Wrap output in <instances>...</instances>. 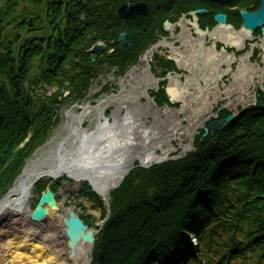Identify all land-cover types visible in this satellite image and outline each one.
Instances as JSON below:
<instances>
[{"label":"trees","instance_id":"obj_1","mask_svg":"<svg viewBox=\"0 0 264 264\" xmlns=\"http://www.w3.org/2000/svg\"><path fill=\"white\" fill-rule=\"evenodd\" d=\"M126 1L2 0L0 200L57 128L63 104L85 100L96 78L82 70L92 62L86 51L99 40L94 34L104 28L108 10ZM46 88L55 91L48 95ZM229 115L222 111L216 120ZM203 135L193 152L136 168L111 193V216L96 239L92 264H264L263 94L226 127ZM52 182H42L36 196ZM78 198L106 218L87 184ZM80 218L94 227L92 217Z\"/></svg>","mask_w":264,"mask_h":264},{"label":"bare ground","instance_id":"obj_2","mask_svg":"<svg viewBox=\"0 0 264 264\" xmlns=\"http://www.w3.org/2000/svg\"><path fill=\"white\" fill-rule=\"evenodd\" d=\"M170 91L183 101L187 127L174 112L167 110L173 115H167L164 121L151 101L141 105L138 98L142 93L136 89L123 91L111 101L102 99L97 107L87 104L90 108L75 118L65 113V123L27 162L0 201V264H88L92 259L93 247L85 243H80L72 255L64 227V204L50 211L44 223H31L34 194L30 184L40 175L52 180L68 177L78 187L88 183L99 196H107L131 165L138 161L145 166L168 161L177 151L171 142L181 140L183 135L189 138L222 95L230 98L227 106L233 107L249 105L251 97L248 87L241 83L223 93L200 89L194 97L197 102L184 90ZM210 97L214 99L210 101ZM110 107L115 110L107 118ZM123 109L125 116L121 115ZM148 117L154 120L150 127L144 123ZM83 123L89 125L78 135L76 128ZM188 148L183 147L185 152Z\"/></svg>","mask_w":264,"mask_h":264},{"label":"flooded vegetation","instance_id":"obj_3","mask_svg":"<svg viewBox=\"0 0 264 264\" xmlns=\"http://www.w3.org/2000/svg\"><path fill=\"white\" fill-rule=\"evenodd\" d=\"M124 4L127 18H120ZM137 5L141 7L130 11ZM260 6L261 0H127L108 10L104 28L94 34L99 40L86 51L94 62L82 70L95 76L114 72L118 97L123 91L147 90L159 105L183 103L169 94L173 88L197 102L200 89L223 93L240 83L252 92L253 101L264 93V25L247 30L242 13L255 14ZM138 99H145L144 94ZM229 100L222 95L217 103Z\"/></svg>","mask_w":264,"mask_h":264},{"label":"water","instance_id":"obj_4","mask_svg":"<svg viewBox=\"0 0 264 264\" xmlns=\"http://www.w3.org/2000/svg\"><path fill=\"white\" fill-rule=\"evenodd\" d=\"M139 7H141V5L131 6L130 11L135 12ZM126 8H127V4H124L123 6H121L119 8L118 16L120 18H127L126 16L123 15V12L126 10ZM242 17H243V23H244L243 26L249 31H253L256 28H259L260 26L264 25V0H261V6L255 14H248V13L243 12ZM217 19L220 21H223L222 17L217 18ZM124 38H125V36L122 35V36H120L119 40L122 41V40H124ZM143 93H144V97L146 99H149V95L147 93V90L143 91ZM114 98H115V96H111L108 100H106V102L111 101ZM223 108L224 107H220L219 109H217L216 113L214 114V117L217 116V114ZM78 109H80L78 106H74L70 111L71 115L74 118L77 117V110ZM86 109H88V107H86ZM167 109L171 110L168 107H167ZM244 109L245 108H242L240 111L235 109V112L232 115L228 116L223 121L211 123L205 129L204 137H206L207 134L210 132H218L220 130V128L226 127ZM172 111H175L176 113H180V111H178V110H172ZM208 120H209V118L204 119L202 121L200 127H202L204 125V123H206ZM81 131H83V130H82L81 126L79 125L76 128V132L79 135ZM197 134H198V128H195L193 130L191 136H190V151L193 149L194 140H195V137ZM171 160H173V159H171ZM151 166L152 165L145 166L141 162H139V164H138L139 168H149ZM135 168H136L135 165H131L125 171V173L121 177V180L112 189V191L119 189L122 186V184L124 183V181L127 179V177L130 175V173ZM47 177H48V175L44 174V175H40L39 177L34 179L30 184L31 190L33 191L39 185V183L41 181H43L44 179H46ZM56 182H57V180H55V183ZM63 185L68 186L69 182L65 181L63 183ZM101 198H102V201H103V203L106 207V210H107V218L105 219V221L103 223H101L100 226H98V228H99L98 230L91 229L87 225H85L84 222L79 218L78 214H76L74 211H72V210L66 211V219L64 221V227L66 230V236L69 240V248L71 249L73 256L75 255V250L80 243H85V244L93 247L95 240H96V236H98L101 233L105 223L108 221V219L110 217L109 195L101 197ZM57 210H59V204L56 200V195L54 193H52L51 190L48 188L45 191V193L42 194L41 199H40L39 203L37 204L36 208L32 211V214L30 216V221H31V223H33L35 225H40L46 221V219L48 218V216L50 214V211H57ZM88 264H91V261Z\"/></svg>","mask_w":264,"mask_h":264},{"label":"rangeland","instance_id":"obj_5","mask_svg":"<svg viewBox=\"0 0 264 264\" xmlns=\"http://www.w3.org/2000/svg\"><path fill=\"white\" fill-rule=\"evenodd\" d=\"M1 2H2V0H0V4H1ZM116 78H117V76L114 72L103 71L101 73H97L96 79L94 80L85 101H83L82 103H79V106H85V105L89 104L91 107H95L98 104V102L101 101L102 99H107L110 95H116L119 91V89L117 88V84H116L117 83ZM53 90L54 89H52V88L45 89L47 94H50L51 92H53ZM249 101H250L249 105H247V106L239 105L237 108H248V106H251L254 104L252 101V96L250 97ZM73 103H74L73 101H68V102L63 104V106L59 112V125L54 130V133L52 135H50L49 137H51V138L54 137L55 133L58 132V130L62 127L63 123H65V119H66L65 113L68 112L69 110H71ZM147 103H148L147 101L141 99V105H146ZM221 104L223 105L224 103L219 102L218 105H221ZM175 106H177V105H175ZM164 107H168V106L165 105ZM169 107L173 110L180 108L179 105L176 108H174L172 105ZM224 109L231 112V113L235 111V107L227 106L226 104H224ZM114 110H115L114 107H110L109 109H107V111H106L107 118H109L112 115ZM159 112L161 113L160 118L164 121L167 120V118H169L170 115H173V114H169V113L167 114L166 108H161ZM214 112H215V109H213L211 112H208L204 115L205 119H208L209 117L210 118L206 123H204V125L202 127H200L201 124L197 127L198 131H201L203 128H206V126L216 118V117H214ZM121 115L122 116L126 115L125 109H123L121 111ZM167 115H169V117ZM175 117L180 119V121L183 123V126L187 127L189 125L188 121L185 118L184 113L176 115ZM153 121L154 120L152 117H148L146 120H144V123L147 127H150L151 124L153 123ZM88 125H89L88 123H83V128H87ZM171 143H172L173 147L177 150L175 153H173L171 158H181V157H183L189 153V150L187 152H185V150L183 149L184 146L186 147V146L190 145V139L187 138L185 135H183L181 140H178V139L173 140ZM81 191H82L81 185L78 187L75 182L70 181L69 186H64V187L61 186V188L58 191L59 203L64 204L65 208H68V209L73 208L75 210V212H77L78 215L85 214L87 216H91L93 221H94V226H99L103 222V217H102L103 210H99L95 207L94 204H92V203H90V202H88L82 198H78L77 196L81 193ZM34 197L35 198L32 200V208L33 209L36 208V202L35 201L38 200L39 196H34ZM45 231H46L47 235H49V233H50L49 229H46ZM191 237H189V238H191ZM191 240H192V238H191Z\"/></svg>","mask_w":264,"mask_h":264}]
</instances>
